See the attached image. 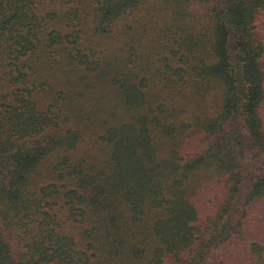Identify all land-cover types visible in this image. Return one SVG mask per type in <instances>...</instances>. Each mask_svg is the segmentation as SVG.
I'll use <instances>...</instances> for the list:
<instances>
[{
	"label": "trees",
	"instance_id": "obj_1",
	"mask_svg": "<svg viewBox=\"0 0 264 264\" xmlns=\"http://www.w3.org/2000/svg\"><path fill=\"white\" fill-rule=\"evenodd\" d=\"M46 1L0 0V264H264V0H157L95 73ZM79 1L103 37L148 0Z\"/></svg>",
	"mask_w": 264,
	"mask_h": 264
},
{
	"label": "rangeland",
	"instance_id": "obj_2",
	"mask_svg": "<svg viewBox=\"0 0 264 264\" xmlns=\"http://www.w3.org/2000/svg\"><path fill=\"white\" fill-rule=\"evenodd\" d=\"M76 5L81 7L79 14L82 19V25L80 26V28H82V36L78 43L79 45L77 44L76 46L84 54V57H81L82 59L77 58L76 60H78L77 64H79L81 67L90 69L89 72H98V70L101 68L109 67V63L115 66L120 60H124L127 55L131 53L130 45L134 43L132 40H130L132 37L129 36V34H137V36L143 34V42L146 41L145 37L148 38L149 36L158 37L162 40L160 37L161 32H165V29L171 26L170 12H168L167 8L157 0H148L128 16L120 18L115 22L110 33L104 35L103 37L100 35H95L90 29L92 17H87L86 12L88 14L90 13L87 11L89 8L85 1L83 4H81L79 0H47L42 8L46 11L55 9L60 13L59 15L61 17H64L60 10H62V12L67 10L69 11L71 9L75 11ZM135 44L138 45V43ZM146 45L149 44L146 43ZM146 47L149 49L148 46ZM136 51L137 53L142 54L145 51L144 46L137 47ZM80 60H82V64L80 63ZM42 72L46 74L47 70L44 68ZM79 82L81 85H84L82 84V81ZM10 92L11 87H7L6 82L0 79V103L9 100L8 97ZM94 96H97V94ZM42 98L46 106L49 102H51L53 97L49 96L48 94H44V97L42 96ZM64 99V94H58L55 97V102H53L52 105L58 102L57 106L59 108L62 105ZM94 99V97L91 99V106L94 102ZM99 99H101L103 103H106L110 100V97H99ZM73 120L74 119H72V121ZM239 141H241V139H239ZM94 142V135L92 136L91 133L87 131L84 135V139H82L80 142L75 153L78 152L80 154L81 152L83 155L85 154L83 158H89L87 153L94 147ZM245 146L246 142H244L240 147L243 149ZM202 182L209 186L208 191L205 192V196L214 197L215 193L212 192L214 178L204 176Z\"/></svg>",
	"mask_w": 264,
	"mask_h": 264
}]
</instances>
